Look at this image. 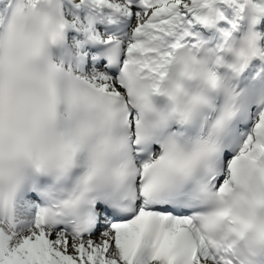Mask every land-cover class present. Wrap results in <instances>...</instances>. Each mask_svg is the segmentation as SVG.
Here are the masks:
<instances>
[{
	"label": "snow or ice",
	"instance_id": "snow-or-ice-1",
	"mask_svg": "<svg viewBox=\"0 0 264 264\" xmlns=\"http://www.w3.org/2000/svg\"><path fill=\"white\" fill-rule=\"evenodd\" d=\"M0 264H264V0H0Z\"/></svg>",
	"mask_w": 264,
	"mask_h": 264
}]
</instances>
